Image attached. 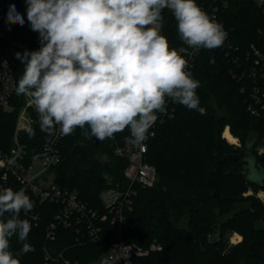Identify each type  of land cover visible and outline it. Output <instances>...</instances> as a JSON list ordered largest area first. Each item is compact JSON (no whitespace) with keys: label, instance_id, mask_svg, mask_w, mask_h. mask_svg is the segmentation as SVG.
<instances>
[{"label":"trees","instance_id":"1","mask_svg":"<svg viewBox=\"0 0 264 264\" xmlns=\"http://www.w3.org/2000/svg\"><path fill=\"white\" fill-rule=\"evenodd\" d=\"M214 1L196 0L208 15ZM15 6L25 23L9 28L11 38H0V60L16 61L18 86L24 65L15 54L38 51L41 45L39 33L32 31L27 21L25 0H15ZM216 13L227 33L223 46L200 49L186 69L200 82L196 92L206 114L177 103L175 113L156 124L146 159L156 166L158 179L153 186L135 183L136 194L131 195L132 204L125 208L122 237L144 248L155 241L161 245V249L134 257L135 264H264V198L257 195L264 191V181L247 179L249 158L254 159L257 174L264 176V150L259 152L257 147L260 142L264 147V96L259 102L253 96L257 80L264 78V68H259L256 76L248 72L254 64L252 45L264 51V6L257 0H225ZM162 16L161 35L174 49L183 43L177 21L168 8L162 10ZM15 40L25 47L15 45ZM10 102L13 109H0V137L7 144L25 97L15 92ZM250 104L258 114L252 113ZM217 106L224 113H219ZM31 112L35 135L30 138L29 132H23L21 140L27 143L30 155L41 154L47 133L40 130L38 112ZM227 126L240 145L222 136ZM86 132L90 133L87 125L77 127L61 139V160L51 170L56 183L76 190L84 202L103 212L101 190L128 184L124 174L128 159L116 153V148L130 130L125 128L101 142ZM3 188L9 187L0 190ZM10 188L18 191L17 187ZM250 189L252 192L247 193ZM39 208L41 223L31 224L25 241L32 251L18 255L22 243L17 236L10 238V251L20 264H43L46 251L53 255L63 252L65 257L82 263L95 260L103 252L99 241L80 243L74 227L60 226L55 239L47 238L46 227L57 205L45 202ZM181 219H185L184 224ZM102 224L101 239L113 243L116 225L110 217ZM229 231L242 238L225 249Z\"/></svg>","mask_w":264,"mask_h":264},{"label":"clouds","instance_id":"2","mask_svg":"<svg viewBox=\"0 0 264 264\" xmlns=\"http://www.w3.org/2000/svg\"><path fill=\"white\" fill-rule=\"evenodd\" d=\"M27 21L39 33L38 51L17 52L24 65L17 95L31 97L42 132L64 136L77 127L90 128L96 140L112 138L128 128L133 143L148 136L166 98L201 115L196 90L200 82L187 71L188 61L160 34L162 10L173 12L182 41L200 50L223 46V26L196 0H25ZM6 23L23 26L24 17L9 5ZM34 131H29L30 138ZM260 183L255 161L248 159V176ZM34 207L21 188L0 190V264H20L10 251L18 237V255L32 251L26 243L32 225L21 219ZM5 214L9 218L4 219Z\"/></svg>","mask_w":264,"mask_h":264},{"label":"built area","instance_id":"3","mask_svg":"<svg viewBox=\"0 0 264 264\" xmlns=\"http://www.w3.org/2000/svg\"><path fill=\"white\" fill-rule=\"evenodd\" d=\"M257 2L264 6V0H257ZM220 3L225 4V0H220ZM220 3H217L216 0L211 3L209 17L223 26L216 13ZM11 4H15V0H0V38H11L9 28L12 25L6 23L9 5ZM201 9L206 12L205 6H202ZM161 33L162 27L160 28ZM14 44L25 47V43L20 40H15ZM252 48L254 64L248 72L256 76L259 68H264V51L254 45ZM174 49L188 61V66L193 64L200 51L188 46L184 41ZM15 67L16 61L14 59L4 58L0 60V109L5 111L13 109L10 101L17 88ZM257 81L253 96L255 101L259 102L264 96V78ZM24 97L25 103L18 111L10 143L7 144L0 137V188L17 187L18 190L21 188L25 190L33 201L34 207L27 214L22 210L20 218L28 219L30 224L36 226L41 223L43 217L39 206L45 202L57 205V209L53 213V220L46 227L47 238L55 239L60 226L74 227L77 231L76 238L80 243L85 240L99 241L101 242L100 247L103 248V252L98 258L86 263L78 260L72 261L65 257L63 252L53 255L46 251L43 264H135L134 257L146 255L150 250L161 249V245L156 241L152 242L149 248L127 242L122 237V229L126 221L125 208L132 204L131 195L136 194L133 185L136 183L143 186H153L158 179L156 166L146 159L149 141L155 135L156 124L172 116L175 113L174 105L177 103L166 98L165 111L156 113L157 119L149 129L147 138L141 144L133 143L130 132L125 136L123 143L116 148V153L128 159V164L124 169L128 184L102 189L99 196L104 211L100 212L98 208L84 202L76 190L63 188L55 182V175L51 169L61 160L59 143L64 137L60 133L59 125L56 126L54 133H47L41 154H29L27 143L21 140V134L33 130L35 121L31 111L32 109L37 110L31 97L26 95ZM249 108L252 113H259V110L252 104ZM263 150L264 147L260 148L259 152ZM249 192L252 190L250 189L247 193ZM257 195L263 199L264 191L260 190ZM109 217L111 222L116 225V239L111 244L101 239L100 236L103 231L102 222Z\"/></svg>","mask_w":264,"mask_h":264},{"label":"rangeland","instance_id":"4","mask_svg":"<svg viewBox=\"0 0 264 264\" xmlns=\"http://www.w3.org/2000/svg\"><path fill=\"white\" fill-rule=\"evenodd\" d=\"M217 109H218V112L219 113H224V109L222 108V107H220V106H217ZM229 130H230V128H229ZM223 136V135H222ZM251 136H252V138L255 136V134L254 133H252L251 134ZM236 137V136H235ZM237 138V137H236ZM251 138V139H252ZM225 139L229 142V143H231V144H234V145H240V142H239V140H237V142H230L226 137H225ZM238 139V138H237ZM98 142H101V141H99V140H97ZM257 147L258 148H261V147H263V142H260L259 144H257ZM261 198V197H260ZM180 223H182V224H184L185 223V219H181L180 220ZM237 232H233V231H229L227 234H226V245H225V249H229V248H231L235 243H237V241L235 240H233V237L235 236V234H236Z\"/></svg>","mask_w":264,"mask_h":264},{"label":"bare ground","instance_id":"5","mask_svg":"<svg viewBox=\"0 0 264 264\" xmlns=\"http://www.w3.org/2000/svg\"><path fill=\"white\" fill-rule=\"evenodd\" d=\"M223 136L226 137L230 142H237V138L230 132L229 127H227L224 132ZM242 238V236L239 233H236L235 236L233 237V240L238 241Z\"/></svg>","mask_w":264,"mask_h":264},{"label":"flooded vegetation","instance_id":"6","mask_svg":"<svg viewBox=\"0 0 264 264\" xmlns=\"http://www.w3.org/2000/svg\"><path fill=\"white\" fill-rule=\"evenodd\" d=\"M251 153V152H250Z\"/></svg>","mask_w":264,"mask_h":264}]
</instances>
